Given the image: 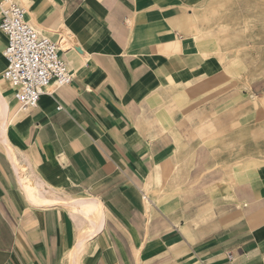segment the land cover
<instances>
[{"label":"crops","instance_id":"1","mask_svg":"<svg viewBox=\"0 0 264 264\" xmlns=\"http://www.w3.org/2000/svg\"><path fill=\"white\" fill-rule=\"evenodd\" d=\"M205 1L18 3L47 37L68 39L74 78L13 115L0 29V117L10 107L0 119V264H59L80 242L63 203L28 199L24 185L38 182L48 197L101 201L102 229L79 264H264V162L214 167L205 148L213 89L225 83L198 14Z\"/></svg>","mask_w":264,"mask_h":264},{"label":"rangeland","instance_id":"2","mask_svg":"<svg viewBox=\"0 0 264 264\" xmlns=\"http://www.w3.org/2000/svg\"><path fill=\"white\" fill-rule=\"evenodd\" d=\"M13 1L25 7L24 0ZM198 14L206 20L208 49L220 59L225 70L224 85L220 82L213 89L214 134L205 148L214 167L233 170L250 165L253 160L264 162V0H206ZM31 25L48 36L32 22ZM17 111L16 106L13 115ZM59 207L72 225L71 210L64 205ZM89 231L88 228L78 231L74 226L73 240L94 236ZM76 245H71L68 257L59 264L80 263ZM73 253L75 260L71 259Z\"/></svg>","mask_w":264,"mask_h":264},{"label":"built area","instance_id":"3","mask_svg":"<svg viewBox=\"0 0 264 264\" xmlns=\"http://www.w3.org/2000/svg\"><path fill=\"white\" fill-rule=\"evenodd\" d=\"M0 29L7 38L3 80L14 91L18 113L37 108L52 85L62 88L72 83L73 72L61 54L67 38L53 41L42 35L13 0H0Z\"/></svg>","mask_w":264,"mask_h":264},{"label":"bare ground","instance_id":"4","mask_svg":"<svg viewBox=\"0 0 264 264\" xmlns=\"http://www.w3.org/2000/svg\"><path fill=\"white\" fill-rule=\"evenodd\" d=\"M29 22L30 24L31 22L35 24L34 20H29ZM3 106H4V101H3ZM3 110H4V113L2 117H0V119H3L6 123L7 114L10 110L9 105L6 104L5 109H2V111ZM3 125H1L3 129L0 132V139L2 142L4 141L7 135L6 124H3ZM44 186L39 184V182L37 185L35 184L34 186L24 185L25 193L28 199L35 204L42 203L43 205H46V206H53V205L63 203L65 207L71 210L70 212L72 216L74 217V220L78 219L80 221L81 223V227H79L80 230H85L86 228H88L91 231H93V235H95L100 229H102V226H103L102 224L104 222L103 221L104 220V210H103L101 201L93 197H88V196L63 198L62 195L51 194V196L48 197L46 194H50V193L48 190L44 188ZM84 241L86 240L84 239L80 240L79 244L76 246L75 251H78V249L84 246Z\"/></svg>","mask_w":264,"mask_h":264}]
</instances>
